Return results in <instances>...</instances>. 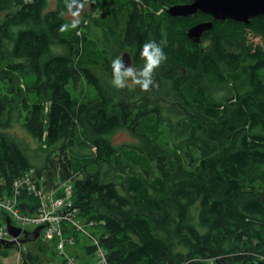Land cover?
I'll return each instance as SVG.
<instances>
[{
    "label": "trees",
    "instance_id": "trees-1",
    "mask_svg": "<svg viewBox=\"0 0 264 264\" xmlns=\"http://www.w3.org/2000/svg\"><path fill=\"white\" fill-rule=\"evenodd\" d=\"M191 1L80 0L79 9L88 5L107 17L83 14L72 28L70 0H56L53 10L48 0H0V80L7 85L0 95V195L29 170L46 187L69 182L77 217L92 223L106 264L264 262V43L252 44L245 32L264 37V17L248 25L214 21L194 44L187 29L210 17L163 10ZM86 18L105 35L103 62ZM149 40L167 57L153 70L154 86L112 85L111 61L128 53L140 70ZM80 76L91 93L75 96L67 86ZM15 118L52 151L30 152L8 133ZM163 126L171 141L161 143ZM117 131L136 144L113 145ZM36 249L55 254L43 242ZM24 256L42 264L38 254Z\"/></svg>",
    "mask_w": 264,
    "mask_h": 264
},
{
    "label": "built area",
    "instance_id": "built-area-1",
    "mask_svg": "<svg viewBox=\"0 0 264 264\" xmlns=\"http://www.w3.org/2000/svg\"><path fill=\"white\" fill-rule=\"evenodd\" d=\"M21 190L27 193L25 198L17 196ZM71 194L72 187L69 182L61 183L53 188L46 187L42 184V178H38L34 170L27 171L13 183L9 195H0V240H4L5 243L16 241V238L7 231L6 218L12 227L29 232L47 224L39 231L37 240L53 245V251L63 256L64 260L67 259L66 264H78L65 255L64 247L74 243L75 235L81 233L86 234L92 243L91 246L95 247V252L91 255L99 258L101 264H106L105 251L99 246L96 236L92 234V223L85 225L77 217ZM28 198L35 203L26 201ZM20 204L25 205V213H21ZM15 247L20 250L22 245ZM19 257L16 259V264L20 263Z\"/></svg>",
    "mask_w": 264,
    "mask_h": 264
},
{
    "label": "rangeland",
    "instance_id": "rangeland-1",
    "mask_svg": "<svg viewBox=\"0 0 264 264\" xmlns=\"http://www.w3.org/2000/svg\"><path fill=\"white\" fill-rule=\"evenodd\" d=\"M55 4H56V0H48L46 10H53L55 8ZM83 14H89L92 19H98V20H104V19L106 20V17H107L106 14L104 13V10H91V8L88 5H86L83 9H78V16L74 17L72 15V11H70L65 15V17H66V19H69L71 21H73L74 19H79V21H81L83 19ZM86 20L89 23L90 35L96 42L95 49L96 50L98 49L97 50V57H98L97 59H99L100 62H103V61H101L102 55H103L101 48L105 44V35L103 34V31L101 30V28L97 27L89 19L86 18ZM245 32H246L248 41L252 42V44H263L264 43V41H263L264 37L262 35L258 34L256 32V30L246 28ZM51 50H52V52H55V53H61L62 52V48H60L58 46L52 47ZM122 54L120 56H122ZM131 66L134 67L138 71L139 68L137 66H135L132 63V61H131ZM95 75L99 78V80L101 82H103L102 74L95 73ZM22 81H23L22 83L24 84L26 82V79H22ZM134 85H135V83H133L132 80L129 79L126 87H127V89H132L134 87ZM6 88H7V85L0 80V95H3L6 93ZM67 89L71 92L72 95H75V96H78L80 91H83V93L85 95H87L88 92L91 93V90H90L88 84L86 83L85 78L82 76H80L77 80L71 82L67 86ZM14 115H17V114L14 113ZM16 120H18V119L15 118V120L12 121V126L7 132L16 136L18 139H20L23 142L24 146L26 148H28V150L30 152H33V151L40 152L43 150L46 152L52 151L53 147L50 149H48V148L44 149V145H42V147L41 146L39 147L38 142L36 140H34L23 129V127L21 126V123L19 121H16ZM161 130H162V134H163L161 137V143H164L166 141H171L170 136L167 132V129L163 126L161 128ZM111 142L115 146L124 145V144H136V139H134L132 136H130L128 134V132L117 131L116 133H114L111 136ZM74 154L75 155H84L85 151H80V150L74 149ZM52 155H54V154H52ZM191 155H192L193 159L195 160L194 164H196L197 154L191 153ZM186 163L187 162H185V164ZM191 167H193V166H191ZM61 191H63V189ZM195 221H196V225H197L198 224L197 220H195ZM81 222L83 223V221H81ZM28 230H29V228H28ZM199 230L201 232L203 231L200 228H199ZM92 234L94 235L95 233L93 232ZM37 241L41 242L40 240H37ZM37 241L27 242L25 244H22V247L20 248V251L22 252L21 254L24 255V253H26V252H31L34 255L38 254L40 256L39 259L45 264L49 263V262H52L53 264H66L67 263V259L64 260V257L57 254V253H55L53 255L51 253H46V254L39 253L36 249ZM47 243L49 245V242H47ZM47 243H45V244H47ZM91 245H92V243L86 234H82V233L77 234L75 237L74 243L67 244L64 247V252H65L66 256H68L69 258H72L78 264H101L99 258H97L95 255H88L85 252V248L91 247ZM21 254H20L17 247L11 246L10 248H7L5 250L0 251V262H1V264H16L17 263L16 259L18 256H20L19 261L21 260Z\"/></svg>",
    "mask_w": 264,
    "mask_h": 264
},
{
    "label": "water",
    "instance_id": "water-1",
    "mask_svg": "<svg viewBox=\"0 0 264 264\" xmlns=\"http://www.w3.org/2000/svg\"><path fill=\"white\" fill-rule=\"evenodd\" d=\"M163 10L171 17H190L202 13L208 15L211 20L201 21L189 27L186 31V37L194 44L201 43V38L205 32L213 28L214 21L232 20L248 25L250 20L259 16L264 17V0H192L188 3L163 6ZM122 58L126 66L131 65V59L128 53H123ZM7 231L16 238V241L0 240V248H10L27 242H35L38 239L39 231L47 224H43L34 231H25L12 227L6 218ZM19 249V248H18ZM20 252V250H19ZM21 254V252H20ZM1 264V262H0ZM19 264H31L24 255L21 254ZM47 264H53L49 262ZM241 264H264L260 260L246 259Z\"/></svg>",
    "mask_w": 264,
    "mask_h": 264
},
{
    "label": "clouds",
    "instance_id": "clouds-1",
    "mask_svg": "<svg viewBox=\"0 0 264 264\" xmlns=\"http://www.w3.org/2000/svg\"><path fill=\"white\" fill-rule=\"evenodd\" d=\"M82 7L80 0H70L68 4L72 15L78 16V9ZM79 19H74L71 23L72 28H76L79 24ZM65 27H68L65 25ZM141 55L144 57V66L140 70H136L131 65L126 66L122 56H117L111 61L112 64V79L111 83L116 88H125L129 79L133 83L139 85L142 90L147 91L150 86H154L152 78L153 70L156 69L167 58L162 47L153 40L144 43L141 49Z\"/></svg>",
    "mask_w": 264,
    "mask_h": 264
},
{
    "label": "flooded vegetation",
    "instance_id": "flooded-vegetation-1",
    "mask_svg": "<svg viewBox=\"0 0 264 264\" xmlns=\"http://www.w3.org/2000/svg\"><path fill=\"white\" fill-rule=\"evenodd\" d=\"M259 17H263V16H259ZM211 19V18H210ZM209 19V20H210ZM203 21H208V19L207 18H205ZM201 22V21H200ZM5 249H7V248H4L3 246H1V248H0V251H2V250H5ZM42 264H45V263H43V262H41ZM47 264V263H46Z\"/></svg>",
    "mask_w": 264,
    "mask_h": 264
},
{
    "label": "bare ground",
    "instance_id": "bare-ground-1",
    "mask_svg": "<svg viewBox=\"0 0 264 264\" xmlns=\"http://www.w3.org/2000/svg\"><path fill=\"white\" fill-rule=\"evenodd\" d=\"M18 195V194H17ZM84 223V222H83ZM85 224V223H84ZM85 225H89V224H85ZM88 228H89V226H88Z\"/></svg>",
    "mask_w": 264,
    "mask_h": 264
}]
</instances>
